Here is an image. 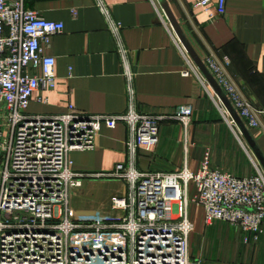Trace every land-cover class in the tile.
Returning a JSON list of instances; mask_svg holds the SVG:
<instances>
[{
    "label": "built area",
    "instance_id": "2783aa9c",
    "mask_svg": "<svg viewBox=\"0 0 264 264\" xmlns=\"http://www.w3.org/2000/svg\"><path fill=\"white\" fill-rule=\"evenodd\" d=\"M25 1L0 0V264H194L188 248L191 204L202 208L205 225L223 221L247 233L244 242L258 241L264 222V174L239 177L211 167L208 157L196 171L151 173L136 168L138 151L158 143L160 124L172 119L188 127L193 106L178 105L169 114L138 111L133 73L126 64L127 111L91 114L69 105L58 115L28 114L35 95L55 87V59L45 51L64 24L26 8ZM226 1L217 0V13H224ZM208 6L209 0L195 2L211 16ZM99 7L119 40L120 22L109 18L102 2ZM204 62L246 126L258 128L264 111L237 94L215 59ZM45 100L36 97L37 102ZM118 124L128 131L127 161L110 172H75L69 153L93 148L103 126L113 129ZM86 177L126 182V194L110 202L122 216L69 217L70 196ZM189 184L194 186L190 197Z\"/></svg>",
    "mask_w": 264,
    "mask_h": 264
},
{
    "label": "crops",
    "instance_id": "0c3cea01",
    "mask_svg": "<svg viewBox=\"0 0 264 264\" xmlns=\"http://www.w3.org/2000/svg\"><path fill=\"white\" fill-rule=\"evenodd\" d=\"M185 36L203 59L213 58L237 94L264 111V0H227L225 11L211 16L195 7L197 0H167ZM120 22L117 40L100 10ZM25 7L47 19L63 22L62 33L51 38L46 54L54 57L56 84L30 101V115H58L69 105L91 114H117L128 110L125 64L133 73L134 107L143 113H171L182 104L193 106L186 128L167 119L160 124L158 143L141 149L136 168L171 173L181 168L196 171L205 157L211 167L239 177L264 174L211 86L191 60L157 0H26ZM126 50V51H125ZM125 51V53L123 52ZM46 100L37 102L36 97ZM264 154V113L260 126L250 129ZM124 124L102 127L91 149L71 151L75 172H110L126 162ZM126 182L116 178L86 177L69 201L73 220L122 216L111 209V198L126 194ZM194 193L188 186V196ZM201 207L189 206L193 231L188 237L194 264H264V222L258 241L244 242L247 233L223 221L205 225ZM230 227L222 230V225Z\"/></svg>",
    "mask_w": 264,
    "mask_h": 264
},
{
    "label": "water",
    "instance_id": "95a60500",
    "mask_svg": "<svg viewBox=\"0 0 264 264\" xmlns=\"http://www.w3.org/2000/svg\"><path fill=\"white\" fill-rule=\"evenodd\" d=\"M157 1L159 2L164 14L166 15L172 29L174 30L183 48L185 49L191 60L194 62L200 73L203 75L205 80L213 89L219 101L222 103L223 107L227 111L232 122L241 133L249 149L251 150V152L253 153V155L255 156V158L257 159L258 163L260 164L261 168L264 171V154L260 150L256 140L253 138L250 129L246 126L242 118L239 116L238 112L234 108L229 97L227 96L221 85L217 82L213 74L210 72L204 60L196 53V51L189 43L178 20L174 16L168 1L167 0H157Z\"/></svg>",
    "mask_w": 264,
    "mask_h": 264
},
{
    "label": "rangeland",
    "instance_id": "374dc122",
    "mask_svg": "<svg viewBox=\"0 0 264 264\" xmlns=\"http://www.w3.org/2000/svg\"><path fill=\"white\" fill-rule=\"evenodd\" d=\"M4 159L2 153H0V167H1V163H2V160ZM79 189L75 190L74 192L78 191ZM193 205V204H192ZM229 228L230 226L229 225H226V224H223L222 225V230L226 229V228Z\"/></svg>",
    "mask_w": 264,
    "mask_h": 264
}]
</instances>
